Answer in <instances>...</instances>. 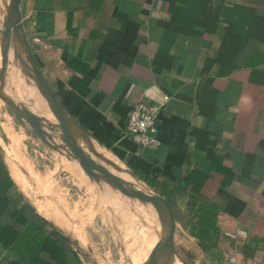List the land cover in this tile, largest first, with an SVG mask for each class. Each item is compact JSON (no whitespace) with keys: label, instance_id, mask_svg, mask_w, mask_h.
<instances>
[{"label":"crops","instance_id":"obj_1","mask_svg":"<svg viewBox=\"0 0 264 264\" xmlns=\"http://www.w3.org/2000/svg\"><path fill=\"white\" fill-rule=\"evenodd\" d=\"M222 3L213 17L216 0L21 2L32 50L79 132L97 149L140 164L158 187L143 183L182 195L181 206L199 191L222 205L218 225L230 238L219 255L199 244L196 257L172 255L163 264L173 258L181 264H264L263 250L251 246L247 256L243 250L250 238H264V82L252 81L254 69L264 75V32L251 34L240 49L222 17L224 7L239 5L264 18V0ZM0 55L1 81L15 72L22 81L24 71L33 76L1 29ZM0 88V201L16 192L22 198L18 207L8 206L4 224L14 223L16 208L30 207L46 219L47 232L58 233L76 253L78 261L69 256L70 264H79L71 217L80 208L63 195L69 178L78 193L87 184L75 166L27 153L15 117L5 108L8 93L1 82ZM140 101L161 105V145L154 151L140 148L127 133L128 113ZM190 178L193 184L178 191ZM240 231L247 236L232 237ZM0 264L24 263L0 250ZM25 264L56 262L40 257Z\"/></svg>","mask_w":264,"mask_h":264},{"label":"rangeland","instance_id":"obj_2","mask_svg":"<svg viewBox=\"0 0 264 264\" xmlns=\"http://www.w3.org/2000/svg\"><path fill=\"white\" fill-rule=\"evenodd\" d=\"M5 23L6 7L0 0L1 34L2 31L6 32ZM28 73L24 71L22 77L24 81L18 72L13 75L10 74L4 79L5 81L0 80L2 87L8 93L7 100L9 103H6L5 108L11 115H14L18 130L22 135V141L27 144L26 150L30 156H38L44 162H50V160H52L51 163L63 161L65 166H75L82 174V184H87L84 187L81 186L80 193H78L77 186H73L72 179L69 178L70 182L66 181L65 183L69 187L65 192L69 191V193L63 195L72 207L80 208L77 213L73 212L71 221L75 228L73 244L80 254L81 264H141L145 262L166 241V235L157 212L151 205L148 206L136 197L121 191L103 174H100L98 178H91L86 173L73 153L68 150L57 118L50 110L34 77H30ZM29 89L34 90L32 96L28 92ZM10 103L20 107L26 106L38 115L43 133L38 134L33 125L15 111ZM80 137L84 141H90L84 134ZM98 149L101 153L106 152L110 160L106 161L105 156H97L88 149L87 152L96 161L110 168L120 177L123 178V174H125L133 186L135 184L137 188L140 187L138 190L147 191L148 194H153L158 198L156 195L158 192L153 191L145 183L137 181L125 168V165L111 152L100 147ZM161 198L165 201L162 195ZM179 199L180 197H176L174 208L165 202L175 220L174 252L172 255L179 258L190 257V255L196 257L199 251V241L191 238L183 225L189 211L188 206L184 207L179 204L181 201ZM71 233L73 234V231ZM157 236H159V242ZM156 242L159 245L155 246ZM148 253L150 256L146 257ZM177 258L175 259L177 260ZM177 262L181 264L178 260Z\"/></svg>","mask_w":264,"mask_h":264},{"label":"trees","instance_id":"obj_3","mask_svg":"<svg viewBox=\"0 0 264 264\" xmlns=\"http://www.w3.org/2000/svg\"><path fill=\"white\" fill-rule=\"evenodd\" d=\"M222 1L216 0L217 7L213 11V17L220 15ZM222 17L224 22L228 24V29L232 31L233 44L240 49L245 46L246 40L251 34H256L259 30L264 32V18L258 16L253 8L239 5L224 7ZM238 18H241L240 22H236ZM213 28H216V24L213 25ZM260 77H264L263 73L254 69L252 81L264 82V78L261 80ZM116 155L149 186L158 187L155 182L144 175L140 169V164L135 163L130 158L123 157L118 152ZM193 182V178H190L185 183H180L177 190L189 188ZM158 192L172 208H174L176 197L182 196L170 195V190L165 188L158 190ZM0 195L3 194L0 192ZM12 195L14 196L11 199L5 197L0 201V250H6L8 255L24 264L34 262L40 257L48 258L56 264H70L69 256L77 260L76 253L68 247L67 241L56 232L48 233L46 219L32 211L28 206L23 210L16 208L12 216L14 223L7 222L4 224V213L8 206L12 203L18 207L22 200L21 196H18L19 193L16 192ZM187 206L189 215L186 216L183 225L188 229L189 234L199 241L205 252L213 253L212 255L217 257L223 241L230 238L218 225V216L222 205L199 191L195 195H190ZM251 246H253L254 252L257 250L264 251V238L257 236L250 238L243 247L246 256L248 255L247 249Z\"/></svg>","mask_w":264,"mask_h":264},{"label":"water","instance_id":"obj_4","mask_svg":"<svg viewBox=\"0 0 264 264\" xmlns=\"http://www.w3.org/2000/svg\"><path fill=\"white\" fill-rule=\"evenodd\" d=\"M6 7V37L9 43L13 44L17 58L22 61L31 71L34 80L45 98L50 110L58 120L59 128L63 135V140L68 147V150L73 153L79 163L82 165L86 173L91 178H98L103 174L108 180L121 191L132 195L148 206L151 205L158 214V217L164 228L166 241L164 245L148 260L141 264H163L164 261L173 254V242L175 234V220L172 212L166 207L162 199V203L150 196L149 194L138 190L131 182L126 181L116 175L110 168L96 161L88 152L92 151L99 156V150L93 144H82L78 137L71 131L70 122H77L71 118L66 107L59 100L55 90L44 75L41 66L30 45L28 32L25 28L21 16L22 0H2ZM0 91L1 88H0ZM15 111L24 116L34 127L38 134L43 131L40 127V118L38 115L29 110L26 106H18L10 103ZM76 122V123H75ZM77 125V124H76ZM127 168L131 175L138 181H142L121 159H119ZM154 191V190H153ZM156 192V191H155ZM157 193V192H156ZM160 197L161 195L157 193ZM171 207V206H170Z\"/></svg>","mask_w":264,"mask_h":264},{"label":"built area","instance_id":"obj_5","mask_svg":"<svg viewBox=\"0 0 264 264\" xmlns=\"http://www.w3.org/2000/svg\"><path fill=\"white\" fill-rule=\"evenodd\" d=\"M161 105L137 102L133 105L127 117V133L130 139L140 148L145 150H157L161 141L159 138L158 116ZM247 236L245 231H240L233 238Z\"/></svg>","mask_w":264,"mask_h":264},{"label":"bare ground","instance_id":"obj_6","mask_svg":"<svg viewBox=\"0 0 264 264\" xmlns=\"http://www.w3.org/2000/svg\"><path fill=\"white\" fill-rule=\"evenodd\" d=\"M70 129H71V131L78 137V139L80 140V142H82V143H86V144H92L90 141H84V140H82L81 139V137H80V135H83V133L82 132H79V130H78V128L76 127V125L73 123V122H70ZM99 150V149H98ZM100 152V151H99ZM99 156H104V154L103 153H101L100 152V154H99ZM125 168L128 170V168L125 166ZM116 175H118V174H116ZM119 176V175H118ZM120 177V176H119ZM120 178H122V177H120ZM123 179V178H122ZM124 180H126V179H124ZM137 180V179H136ZM126 181H129V180H126ZM138 181V180H137ZM134 186L137 188V186L134 184ZM140 188V187H139ZM139 188H137V189H139ZM142 188H144V187H142ZM142 192H145V191H142ZM145 193H147V191L145 192ZM148 194V193H147ZM149 195L150 196H152V197H154V198H156V199H158L161 203H162V199H161V197L158 195V194H156L157 196H158V198L157 197H155L153 194H150L149 193ZM156 226V225H155ZM164 229V228H163ZM165 233V232H164ZM157 240H158V242H159V236H157ZM158 242H156L155 243V246H157V245H159V243ZM150 254H151V252H150ZM146 257H149V253L146 255ZM173 258V257H172ZM166 261H167V259H166ZM165 263V262H164ZM170 264H179L178 262H177V260L175 259V258H173L171 261H170Z\"/></svg>","mask_w":264,"mask_h":264}]
</instances>
